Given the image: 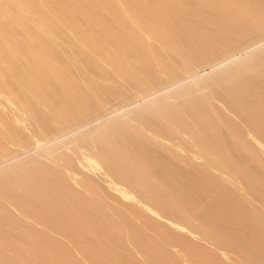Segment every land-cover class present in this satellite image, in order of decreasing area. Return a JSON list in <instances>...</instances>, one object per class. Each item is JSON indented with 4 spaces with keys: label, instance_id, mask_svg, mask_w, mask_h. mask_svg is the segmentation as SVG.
Segmentation results:
<instances>
[{
    "label": "bare ground",
    "instance_id": "1",
    "mask_svg": "<svg viewBox=\"0 0 264 264\" xmlns=\"http://www.w3.org/2000/svg\"><path fill=\"white\" fill-rule=\"evenodd\" d=\"M0 264H264V0H0Z\"/></svg>",
    "mask_w": 264,
    "mask_h": 264
}]
</instances>
